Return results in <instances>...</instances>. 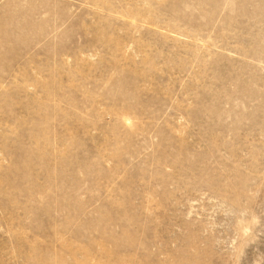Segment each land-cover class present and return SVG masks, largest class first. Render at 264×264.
<instances>
[{"label":"rangeland","instance_id":"obj_1","mask_svg":"<svg viewBox=\"0 0 264 264\" xmlns=\"http://www.w3.org/2000/svg\"><path fill=\"white\" fill-rule=\"evenodd\" d=\"M0 264H264V0H0Z\"/></svg>","mask_w":264,"mask_h":264}]
</instances>
